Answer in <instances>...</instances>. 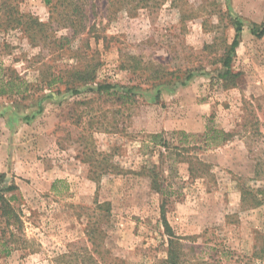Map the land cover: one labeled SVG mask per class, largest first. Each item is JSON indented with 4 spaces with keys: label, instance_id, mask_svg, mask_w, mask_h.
<instances>
[{
    "label": "rangeland",
    "instance_id": "rangeland-1",
    "mask_svg": "<svg viewBox=\"0 0 264 264\" xmlns=\"http://www.w3.org/2000/svg\"><path fill=\"white\" fill-rule=\"evenodd\" d=\"M93 2L100 4L90 32L61 51L41 49L18 29L0 30V69L15 71L34 91L24 99L0 96V175L18 187L25 233L34 241L29 252L0 257V264H160L167 257L162 198L138 174L158 162L159 148L144 150L145 138L164 133L173 145V132L201 135L207 128L231 138L197 151L212 177L189 178L185 163L169 174L173 157L166 159L165 183L180 194L168 200L165 217L177 236L195 238L199 257L217 246L231 253L222 264H244L264 235V206L242 209L239 192L243 183L264 186L253 180L256 161L264 160V139L255 136L264 135V36L250 33L264 23V0H165L152 12L110 19L104 1ZM18 9L49 22L43 0H19ZM230 18L243 26L232 76L221 79L218 60L234 37ZM64 35L71 32H56ZM127 55L140 61L134 73L120 67ZM90 63L97 64L95 80L77 94L63 84L53 88L58 94L40 90L41 79ZM188 70L194 77L181 86ZM159 82L173 87L157 93ZM96 84L137 94L122 106L89 91ZM49 92L38 112L33 99ZM103 203L107 217L96 209ZM98 225L99 254L92 244ZM187 260L195 262L191 254Z\"/></svg>",
    "mask_w": 264,
    "mask_h": 264
},
{
    "label": "trees",
    "instance_id": "trees-1",
    "mask_svg": "<svg viewBox=\"0 0 264 264\" xmlns=\"http://www.w3.org/2000/svg\"><path fill=\"white\" fill-rule=\"evenodd\" d=\"M101 1V0H100ZM106 11V17L112 18L119 12H125L127 15L134 16L139 10H155L163 4L165 0H102ZM19 0H0V30L18 29L33 43L41 45V49L51 51H61L69 47L72 40L80 38L81 35L90 32L88 23L94 16V9L100 3H94L93 0H43L50 9L49 22L43 23L36 17L24 15L18 9ZM220 21V20H219ZM230 24L234 28V37L229 45L224 48V53L218 60L221 71L219 78L226 79L232 76L231 64L235 51L239 45L242 23L239 20L231 19ZM62 29L69 30L71 35L57 37L56 32ZM251 35L256 38L264 36V23L260 26H250ZM96 65L86 64L83 68H71L66 71L53 74L50 78L41 79L44 82L40 90L49 89L58 94V89H53L57 85H65L67 90L77 94L80 87H84L95 80ZM120 67L130 70L133 73L140 67V61L132 56H126L121 59ZM8 71H11L8 69ZM5 68L0 69V96H11L27 98L34 97L32 85L26 82L18 73L11 71L9 73ZM8 72V73H7ZM160 71H155L157 75ZM66 74V75H63ZM64 76L65 79H64ZM194 77V71L188 70L184 80L179 83L181 86ZM37 86V85H36ZM157 93L161 88L173 87L170 83L159 82L156 85ZM36 91V90H35ZM50 91V92H52ZM89 91L97 94H107L121 100V105L132 102L135 96L134 88H122L118 90L113 85L96 84L95 87L89 88ZM41 94L34 98L38 112L41 109L42 102L51 98L52 93ZM33 94V95H32ZM175 143L171 144L169 139L165 138L164 133H154L146 136L143 149H158V162L145 163L140 167L138 174L145 175L150 181V188L153 192L159 194L162 198L160 205V221L167 236V257L160 264H188L187 257L191 254L195 261L192 264H222L223 260L228 261L231 253L219 247H210L211 253H207V258L199 257L195 253L193 243L195 238H182L177 236L169 226L165 217V207L170 197H177L180 194V188L172 189L165 183L164 166L166 159L169 161V174L175 169V164L185 163L187 165L188 176L191 179H204L212 177L210 165L203 162L197 155V151L202 146L227 142L231 138V133L222 130L207 128L201 135L188 134L184 131L173 132L171 134ZM258 138L264 135L256 133ZM151 146V147H150ZM264 180V160L258 159L254 168V179ZM54 188V184H53ZM240 203L242 209H256L264 206V186L261 188L251 189L245 184H239ZM20 198L18 197V187L15 183L7 182L4 174L0 175V257H8L18 250L30 251L33 249L34 241L29 239L25 233V222L20 209ZM96 209L104 213V217L109 216L110 208L108 203L96 204ZM98 223V222H97ZM93 245L95 251L99 254L98 248L101 247V233L98 227L93 228ZM98 242L95 243V240ZM253 251L249 256L242 257L244 264H252L253 261L264 262V235L258 234L257 241ZM185 242V243H184ZM188 242V243H186ZM187 244V245H186ZM214 255H213V254Z\"/></svg>",
    "mask_w": 264,
    "mask_h": 264
}]
</instances>
